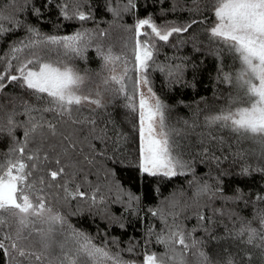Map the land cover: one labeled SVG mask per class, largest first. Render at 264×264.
I'll use <instances>...</instances> for the list:
<instances>
[{
	"label": "snow or ice",
	"instance_id": "6c2138e0",
	"mask_svg": "<svg viewBox=\"0 0 264 264\" xmlns=\"http://www.w3.org/2000/svg\"><path fill=\"white\" fill-rule=\"evenodd\" d=\"M193 2L198 4L199 0ZM49 7L55 8L58 16L65 21H79L83 24L94 19L90 11L84 10L90 7L85 0H24L19 9L13 6L10 15L5 16L0 12V36L20 28L27 33L23 39L9 45L4 55H0V65H3V71H0V92L8 84L16 83L36 101L35 105L22 101L25 121L18 123L16 112L12 111L6 114L7 127L0 126V132H6L14 145L6 153L0 154L6 157L0 159V251L8 257L9 264H138L137 260H127L122 255V251L136 254L135 245L130 244L122 251H113L109 245L115 244V239L97 244L87 233L71 226L66 227V218L55 209L46 194V189L55 187L65 194V200H90L91 206L104 203L103 196L97 200L99 188L89 195L81 190L80 184L75 183L82 172L80 161L75 158L83 156V160L91 164L96 155L104 157V152L98 151L87 136L80 138L84 126L89 127L92 139L102 142L108 139L106 129H100L99 134H94L97 132L96 120L90 117L79 118L78 114L85 106H94L89 110L95 111L103 108L104 104L100 91L94 95L85 92L86 76L75 66V60L87 59L85 53L88 47L108 33L101 29L81 27L69 34H47L24 20L16 19V12L19 11L30 13L37 22H42ZM207 7L214 19L203 32L209 44L218 45L215 49L217 59L221 60L218 79L231 85L234 94L229 95L225 106L204 114L203 126L226 129L236 136L237 143L245 139L260 144V158L264 159V0H210ZM178 8L179 0H172L170 11L175 13ZM105 10L114 18H119L122 13L136 11L137 4L135 0H125L124 3L105 0ZM167 11L161 9V14ZM190 11L200 12V8ZM206 19H192L186 23L166 20L158 25L151 13L144 18H136L134 24L128 26L134 32L131 61L114 54L111 48L96 45V54L102 61V67L110 73L102 81L105 91L122 96L126 101L124 107L136 116L133 130L139 138L135 165L139 176L172 178L184 175L185 170L193 171L191 162L183 158L180 145L175 139L180 131L168 124V106L153 91L148 74L150 70H158L166 72L169 77L182 75L185 66L181 64L169 66L155 63V55L159 51L157 45L159 42L167 44L170 38L188 33L193 25L204 24ZM5 22L10 27L5 28ZM179 43L183 44L184 41L180 40ZM194 51L200 49L194 47ZM221 53L229 54L233 65L238 64V67L224 72ZM118 63L123 65L119 74L115 68ZM49 113L53 116L51 120L45 117ZM198 120L199 112L191 127H196ZM183 123L188 125L187 120ZM66 125L80 127L67 130ZM17 128H23L22 140L14 135ZM121 139L126 140L127 136L123 133L116 136L113 140V156L107 157L115 163L123 162L117 158ZM209 140L224 144L223 137L209 134ZM85 141H88V151L92 158L83 154L82 145ZM234 155L239 157L243 154L238 151ZM202 156L205 160L216 161L217 165L221 160V157L210 154L207 147L202 149ZM251 170L250 165L243 167L241 174L248 175ZM255 171L264 173V167H258ZM214 179L217 185L222 184L218 177ZM202 180L189 181L190 185H196L194 202L197 207L196 218L201 226L202 222L209 219L204 214L208 205H200L201 198L206 197L208 201L217 197L244 200L241 189L227 197L222 187ZM115 188L119 195L113 202L124 203L125 211L135 210L142 203V198L148 196V193H143L142 197L126 191L119 183L115 184ZM256 200L264 202V196L257 194ZM189 207L191 205L187 203L181 204L173 193L171 198H165L164 208L157 206L148 209L165 227L160 233H154L153 228L149 227L146 239L154 235L156 243L163 245L164 251L157 253L143 250L140 253L143 259L139 264H174L177 259L176 246L182 247L184 254L197 249L194 255L200 264H213L210 257L199 251L200 242L192 235L195 229L186 231L175 223ZM257 216L259 228L252 227L250 221L241 222V226L230 236L243 244L264 250V212H258ZM169 218L173 221L171 225L168 224ZM110 219L120 228L125 227L118 218ZM57 226L62 237L60 240H55L53 235ZM245 236L247 238L243 239ZM179 264H184L183 254ZM215 264L237 262L229 254L223 260L218 259Z\"/></svg>",
	"mask_w": 264,
	"mask_h": 264
},
{
	"label": "trees",
	"instance_id": "16d2710c",
	"mask_svg": "<svg viewBox=\"0 0 264 264\" xmlns=\"http://www.w3.org/2000/svg\"><path fill=\"white\" fill-rule=\"evenodd\" d=\"M124 3L125 0H119ZM137 10L130 13H122L121 17L114 18L105 10V0H85V11H90L94 19L81 24L79 21H65L58 16L55 8L49 7L47 15L42 22H37L30 13L16 12L17 20H24L38 27L42 33L64 35L77 30L78 28L101 29L107 31V36L97 38L88 47L85 55L87 59H76L75 66L86 76L85 92L93 95L100 91L103 108L90 111V107L85 106L78 114L80 119L90 117L96 120L97 132L106 129L108 139L104 142L92 139L89 135V127L84 126L82 136H87L88 140L96 145L98 151L104 152V157L96 155L94 162L89 164L83 160V156L75 159L80 161L79 167L82 169L75 183L81 185V190L89 195L99 188L97 200L105 198V202L96 206H91L90 200H65L64 193L57 188L46 189L51 203L54 204L61 214L66 218L67 223L82 232L93 237L94 242L99 244L104 241L115 239L116 243L109 245L113 251L124 250L130 244L136 246V254L122 251L124 259L137 260L138 264L143 256V250L161 253L164 251L163 245L157 244L155 236L147 238V229L153 228L154 233H160L165 227L164 223L157 217H153L148 209L157 206L165 207V198H171L176 194V199L181 204L191 205L175 221L192 232L193 238L200 242L199 251H203L211 258L213 264L220 259L223 260L231 254L237 264H264V250L260 247L243 244L240 240L233 239L230 233H234L241 226V222H251L252 227L259 228L258 212H264V202L257 201L256 195L264 196V173L255 171L258 167H264V159L260 158L261 145L252 140H240L237 143L236 136L226 129H209L203 126V116L207 111H215L226 105L230 94H234V88L218 79V67L221 60L217 59L215 49L218 45L209 44L203 29L212 22L214 17L207 5L210 0H199L195 4L193 0H179V8L173 13L170 11L172 0H135ZM24 4V0H0V12L3 15H10L13 6L19 9ZM196 7L200 12L190 11ZM161 9L169 10L166 14H161ZM149 13L152 14L156 23L163 24L167 21L186 23L192 19L197 21L205 20L206 23H197L181 36L170 38L165 44L159 42L158 53L155 55V63L161 65L181 64L184 67L182 75L169 77L166 72L158 70L149 71L151 87L162 102L168 106V124L180 131L176 136V142L180 145V150L185 160L192 164V172L185 171L184 175L172 178L139 176L135 165L138 156L139 138L138 133L133 130L136 124V116L130 113L125 107V99L105 91L103 79L110 73L103 69L102 61L96 54V45L100 44L105 49L111 48L113 53L121 57L132 59V48L134 45V32L129 30L136 18H144ZM4 27H10L5 22ZM27 35L22 28L8 32L0 36V55H4L9 49V45L23 39ZM184 43L180 44L179 41ZM172 45H176L173 47ZM198 47L200 51H194ZM224 72L233 71L232 57L227 53H221ZM16 63V62H14ZM195 65V67H193ZM123 65L118 63L116 71L121 72ZM155 67V65H153ZM3 71V65H0ZM131 74V73H130ZM22 101L36 104L27 90L21 89L16 83L8 86L0 92V126L7 127V113L16 112V121L21 123L26 120ZM182 102V103H181ZM38 106V105H37ZM199 112V120L196 127H191ZM46 119H53L52 114H45ZM187 120L186 126L183 121ZM72 127L79 128V125H66L67 130ZM120 133L127 136L126 140L121 139L117 158L122 163L110 161L107 157L113 156V140ZM211 136L223 137L224 144L211 142ZM18 139H23V128H17L14 133ZM204 143L201 144L200 141ZM14 146L12 139L6 132H0V154L6 153L9 147ZM84 155H90L88 151V141L82 145ZM31 147V145H30ZM209 148L210 154L221 157L217 165L214 160H205L202 156V149ZM241 152L242 156H235L234 153ZM227 157V159H223ZM15 158V157H13ZM0 159H6L0 155ZM251 166L250 174L242 175L241 169ZM111 170V172L109 171ZM221 173H226L221 175ZM139 176V179H138ZM219 178L222 184L217 185L214 178ZM203 178L213 185L223 188L224 196L231 197L237 189H241L244 200H225L217 197L208 201L206 197L199 200L200 205L207 204L204 214L208 220L201 222L197 220V207L194 202V192L196 185L189 184V181ZM119 183L126 191L135 192L137 195L148 193L147 198H142V203L132 211H125L124 203H114L119 193L115 184ZM111 189V191H109ZM158 189V191H153ZM213 209H220L214 212ZM111 217H116L119 222L125 225L120 228L118 224L111 222ZM171 218L168 224L171 225ZM245 236L243 239H246ZM177 259L174 264H179L180 256L183 254L184 264H200L194 253L197 249H192L184 254L180 246H176ZM226 250V251H225ZM0 264H9L8 257L0 251Z\"/></svg>",
	"mask_w": 264,
	"mask_h": 264
},
{
	"label": "rangeland",
	"instance_id": "374dc122",
	"mask_svg": "<svg viewBox=\"0 0 264 264\" xmlns=\"http://www.w3.org/2000/svg\"><path fill=\"white\" fill-rule=\"evenodd\" d=\"M116 73L117 74H119L120 72H118V71H116ZM145 91H146V89H144ZM186 171V170H185ZM53 204V203H52ZM54 205V204H53ZM55 207V206H54ZM55 209H56V207H55ZM56 210H58V209H56ZM59 211V210H58ZM60 212V211H59ZM67 226H70L69 225V223H67V225H66V227ZM46 227V226H45ZM72 228V227H71ZM54 235V239L55 240H60V239H62V237L60 236V229H59V227L57 226V229H56V232L53 234ZM9 261V260H8Z\"/></svg>",
	"mask_w": 264,
	"mask_h": 264
}]
</instances>
